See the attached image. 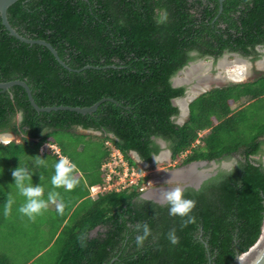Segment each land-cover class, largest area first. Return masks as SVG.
Wrapping results in <instances>:
<instances>
[{"label": "trees", "instance_id": "trees-1", "mask_svg": "<svg viewBox=\"0 0 264 264\" xmlns=\"http://www.w3.org/2000/svg\"><path fill=\"white\" fill-rule=\"evenodd\" d=\"M221 8L218 0H19L12 5L7 17L16 32L50 44L66 67L46 47L10 36L0 19V82L25 81L41 108L91 107L104 98L117 104L103 102L88 115L38 113L22 87L0 92V133L19 139L0 144V225L9 197L2 181L7 166L45 159L52 163L50 182L54 164L68 157L79 183L69 196H60L65 208L54 236L59 254L54 264H235L247 253L260 238L264 219V167L254 159L264 146V72L200 95L182 125L172 103L185 94L184 87H172V78L195 58L217 60L229 52L259 59L255 49L264 47V0H222ZM162 11L168 19L157 23ZM156 139L169 144L173 161L184 158V166L241 157L231 171H219L198 190H184L196 201V222L187 227L169 216L166 204L141 198L148 176L138 185L90 196L91 187L105 185L101 168L114 151L142 173L131 153L150 164L161 151ZM138 224H148L152 232L142 247L135 244ZM171 229L178 245L166 239Z\"/></svg>", "mask_w": 264, "mask_h": 264}, {"label": "rangeland", "instance_id": "rangeland-1", "mask_svg": "<svg viewBox=\"0 0 264 264\" xmlns=\"http://www.w3.org/2000/svg\"><path fill=\"white\" fill-rule=\"evenodd\" d=\"M261 57L258 60H260ZM220 60L221 61L224 60V57H222ZM227 60L233 61L235 60V58H233L232 56H228ZM196 62L198 63L202 62L204 64L209 63L211 64V67L213 64L211 61H208L206 59H197L194 61V63ZM214 69L218 70L217 66L212 67L210 73L214 74L213 71L216 72V70ZM227 70L233 71L234 68H228ZM181 74L176 76L175 80L183 79L184 72ZM256 77L257 75L252 73L250 74L249 77L245 78L244 80H241V83L251 81ZM19 119L20 117H17V121H19ZM55 139L60 140V135L55 137ZM88 148L91 150V148H93V144L92 143L88 144ZM52 151L56 152L55 148H53ZM42 152L43 149L40 151V153ZM164 159L168 160L166 159V157ZM256 159L258 160V158ZM35 160L36 158H34V160L29 159L25 161V163L28 167H30L31 172L33 173L31 176L32 184L34 186L41 184V186L44 187L43 198L47 199L48 192L53 190L59 192L60 196L65 194L66 196H69L71 191L68 194V192L65 191L63 188L53 189L51 182H48L49 179H48L47 170H49L50 167L49 165H51L52 163L44 167L46 169L43 171L42 168H40L41 166L33 165ZM176 162H178V160ZM0 163H2L1 159H0ZM119 163H120L119 159L117 158L115 164L118 165ZM225 163L224 165H228ZM115 164L113 165V167L115 166ZM224 165L223 167L225 169H229V165L227 167H225ZM161 166H162V162L156 164L154 167H151L149 169L144 168L145 171L143 173V176L144 177L148 176L151 179V181L155 177L156 178L161 177V175L164 174L163 171L161 172L160 170H158V168ZM16 167L18 166H15L13 163H10L7 166V170H6L7 174L4 173V176L2 177L3 183L4 184L7 183V186H9L8 196L9 194H11L15 203L12 206V210L10 214L7 216L4 215V218L1 219L4 222H2V224L0 225V257L4 260L3 264H54L55 262H58L59 259V254L57 251L58 245L56 239H54V236L57 227L61 223L62 214L57 213L56 206L55 204L52 203H49L48 208L47 210L44 211L43 215L36 217L34 221L29 220L26 216L21 215L17 211L18 207L24 202V198L19 195L14 185H12L13 178L11 172ZM207 168L210 169L209 165L206 166V169ZM115 171L117 172L118 170ZM51 176L52 175H50V177ZM76 177L79 178L82 177V175L78 174L76 175ZM136 179H137L136 176H133L129 178V181L133 180L134 182L139 184L141 179H137V180ZM151 181H148V183L143 184L141 186L143 192H146L149 189L150 185L152 184L150 183ZM127 187H129L128 183H127ZM98 191L99 190H96L95 193H97ZM82 195H83V189L80 192V196Z\"/></svg>", "mask_w": 264, "mask_h": 264}, {"label": "water", "instance_id": "water-1", "mask_svg": "<svg viewBox=\"0 0 264 264\" xmlns=\"http://www.w3.org/2000/svg\"><path fill=\"white\" fill-rule=\"evenodd\" d=\"M18 1L19 0H0V19H1V23H2L3 27L5 28V30L9 33L10 36L16 38L18 41H20L22 43L29 44V45H40V46L46 47L51 52V54L55 57V59L62 66H65L63 64V62L60 60V58L58 57L56 51L53 49V47L50 44H48L47 42L42 41V40H34V39L25 38V37L19 35L16 32V30L10 25V23L8 22L7 11L12 5H14ZM218 1L220 3V12H221L222 11V8H221L222 0H218ZM261 53H262V57H261V59H262L264 56V47H263V51ZM225 57L227 58L228 55H225ZM258 61L259 60L255 61L254 65H257ZM255 68H256V66H255ZM186 69H187V67L183 68L181 71H179L172 78V80H171L172 85H181V84L175 83V77L180 75L181 73H183ZM259 71L264 72V69L259 70ZM212 79H213V82L208 84V85H213V83H214V85H226L227 83H240L241 82V80L240 81H233V82L217 81L219 79H217V76H214V74L212 76ZM184 85H188V84H184ZM14 86L22 87L25 90L30 105L38 113H49L52 111H54V112L55 111H70V112H75V113L81 114V115H88V114L94 113L97 110V108L99 107V105L103 102L110 101V102L117 104L116 101H114L112 99L104 98L91 107L78 108V107H68V106H57V107L41 108V107L36 105V103L32 97L31 90L25 81L14 80V81H9V82H0V92H5ZM190 89H191V87H190ZM208 89H209V87L200 91L197 95H192V98L190 97L191 91H189V92H186L185 98H183V99L179 98V99L173 100V105L175 107H177L179 109V112L181 113V116H180L181 118L178 120V124H180V125L184 124V116L188 115V113H189V105L195 99H197L200 95L206 93L208 91ZM184 101L186 102L185 110H183L181 107V102H184ZM78 132L81 134H84V135L97 136V137L102 136L101 132L94 131V130H84L82 128H78ZM2 135H4V136L6 135L8 137H11V141H9L8 143H2L0 141V144H9L12 141H16V140L19 141V139L11 133H0V136H2ZM110 137L113 138L112 135H110ZM161 145L164 148L163 142H161ZM163 152L164 151H162L160 154L154 156L152 159V162L150 164L143 163L140 160V157L138 156V154L135 152H132L131 156L134 159V161L136 163H138L141 167H143L145 169H149L151 167H154L156 164L164 161L163 159L161 160V158H160L162 156ZM165 154H166V156L171 157L170 153L165 152ZM208 165H210V169H206V166H208ZM217 167H218V165L215 161H212V162H205V161L192 162L188 165H185L181 168H178L176 170L171 171V172H175V171L179 170L180 173L182 174V177L178 178L176 181L164 182V184H168V183L179 184V187H181L183 190H185L186 188H194V189L198 190L204 181H206L207 179L211 178L212 176H214L216 174V171H214V170ZM192 168H194L193 171H192ZM195 173H199V176L197 177V179L195 181L191 182L185 178V177L188 178V175H190V174L192 175ZM175 187H177V186H162V187L157 188V189H148L146 192L142 193L141 198L144 200L155 201L153 198L146 196V194L149 190L155 191V190H163V189H172ZM161 200L162 201H160V202L165 204L163 199H161ZM235 264H264V219L262 222L261 235H260V238L258 239L257 243L252 248H250L247 253L242 254V255H238L236 260H235Z\"/></svg>", "mask_w": 264, "mask_h": 264}, {"label": "clouds", "instance_id": "clouds-1", "mask_svg": "<svg viewBox=\"0 0 264 264\" xmlns=\"http://www.w3.org/2000/svg\"><path fill=\"white\" fill-rule=\"evenodd\" d=\"M167 19V12L162 11L158 16L157 23L166 22ZM53 148H55L57 152L54 154L59 155V149L51 146V151ZM35 163L37 166H47L45 159L40 158ZM53 167L54 174L51 176L50 180L53 189L63 188L65 191L70 192L77 187L79 182L73 175L76 171V165L68 157H61ZM32 174L33 173L28 166L21 167L19 165L11 172L13 178L12 185H14L19 195L24 198V202L18 207L17 211L21 215L26 216L29 220L34 221L36 217L43 215L44 211L47 210L49 203H52L55 204L57 213L62 214L65 208V203L60 198V193L54 190L49 191L47 199H44V187L41 186V184L35 186L32 184ZM98 187L101 186H94L91 188ZM91 188L89 189L90 196L94 197L91 193ZM161 196L168 207L169 216L178 217L183 227H187L196 222V217L193 213V209L196 207V201L188 199L181 187L177 186L172 189H164L161 192ZM14 203L15 201L13 197L9 194V197L3 205V213L5 216L10 214ZM135 228L136 231L140 233L135 237V244L137 247H142L144 242L152 235L151 229L148 224H138ZM166 239L173 246L179 244V237L177 236L175 229H171L167 233ZM81 246H84L83 238H81Z\"/></svg>", "mask_w": 264, "mask_h": 264}, {"label": "flooded vegetation", "instance_id": "flooded-vegetation-1", "mask_svg": "<svg viewBox=\"0 0 264 264\" xmlns=\"http://www.w3.org/2000/svg\"><path fill=\"white\" fill-rule=\"evenodd\" d=\"M262 50H263V47H261V46H259V47H257V48L255 49V51L259 54L260 57L262 56V53H261ZM236 54H237V55H236ZM225 55L232 56L233 58H235V60H236V58H237L238 56H239L238 58H243V59H247V60H249L248 62H249V63L251 64V66L253 67L252 70H251V72H250V74H252V73H253V74H256L255 72H260V71L258 70L257 67H256L257 69L255 68L256 65H254L255 62L252 61V57H243V56H241V55L238 54V53H229V52H225V53H224L219 59H217V60H215V59H213V58H211V57H204V58H198V57H197V58H195L194 60L190 61V62L187 64V66H185V67L188 68V67H191V65L193 64V66H192L191 68H188L186 71H189V70H191V69H196V63H198V62L194 63V61L197 60V59H206V60H208V61H211V62L213 63V64H212V67H216V66H218V64H219L220 59H221L222 57H225ZM191 56L196 57L197 54H196V53H192ZM236 56H237V57H236ZM260 57H259V58H260ZM224 59H225V58H224ZM226 59H227V58H226ZM235 60H233V61H235ZM200 61H201V60H200ZM259 61H260V60H259ZM210 65H211V64H210ZM185 67H184V68H185ZM212 67H211V68H212ZM211 68H210V70H209V73H210V71H211ZM254 68H255V69H254ZM217 69H218V70L214 69V70H216V72L213 71L214 76H216V75H218L219 73L222 72L218 67H217ZM186 71H185V72H186ZM185 72H184V75H185ZM210 76L212 77L213 74L210 73ZM184 78H186V76H184ZM197 79H198L197 77H196V78H191V80L188 81V82L196 83ZM228 84H238V83H227L226 85H214V83H213V85H209V89H208V91H210V90H212V89H217V88H221V87L227 86ZM196 86H197V85H196ZM199 86H200V85H198L197 87H195V89H196V90H198V89H200V90L204 89L203 86H201V87H203V88H198ZM216 86H217V87H216ZM172 87H174V88L184 87V88H185V94H184L183 97H181V99H183V98L186 97V92L191 91L190 87H192V85H191V84H190V85H172ZM197 88H198V89H197ZM208 91H207V92H208ZM177 99H179V98H177ZM172 103H173V102H172ZM189 106H190V105H189ZM180 116H181V113L179 112L178 120L181 118ZM188 116H189V113H188V115H185V116H184V121L187 120ZM156 142H157V144H159V146H160V148H161L160 153H161L162 151H164L163 154H162V156L160 157L161 160L163 159L164 161L162 162V166L158 168V170H160L161 172L163 171L164 174L161 175V177H158V178L155 177V178H153L152 181H151V179H150V181H151L150 183H152V184L150 185L149 189H157V188H160V187H162V186H179V184H172V183L164 184V182H170V181H173V180L175 181V180H177L178 178L182 177V174H181V173L176 174V175H170V174H171V171L176 170V169L181 168V167L184 166V165L181 164L184 158H182V159L179 160L178 162H174V161L172 160V152L170 151L169 144L166 143L165 141L161 140V139H156ZM161 142L164 143V148L162 147ZM165 152L170 153V154H171V157L166 156ZM160 153H159V154H160ZM165 157H166V159H168V160H165V159H164ZM256 158H258V160L262 163V166L264 167V146L262 147L261 154H259L257 157L254 158L256 161H258ZM240 159H241L240 155H235L233 158H231V159H229V160H224V161L216 162L217 165H218V167H217L214 171H216V174H217L219 171H231V170L236 166L238 160H240ZM225 162H227V163H225ZM224 163L229 165V169H225V168L223 167ZM228 165H224V166L227 167ZM209 167H210V165H209ZM207 169H208V168H207ZM154 170H155V169H154ZM169 172H170V174H169ZM179 172H180V171H179ZM212 172H213V171H212ZM216 174H215V175H216ZM164 175H165V176H164ZM162 177H163V178H162ZM185 178L188 179L189 181L193 182V181H195V179H196V175H195V174H192V175L190 174V175H188V178H187V177H185ZM161 179H162V180H161ZM163 190H164V189H163ZM161 192H162V190H155V191H151V190H149V191L147 192L146 196L153 198V199L155 200V201H153V202H155V203H157V204H159V205H165L166 203L164 204V203H161V202H160V201H162V200H161V199H162Z\"/></svg>", "mask_w": 264, "mask_h": 264}, {"label": "bare ground", "instance_id": "bare-ground-1", "mask_svg": "<svg viewBox=\"0 0 264 264\" xmlns=\"http://www.w3.org/2000/svg\"><path fill=\"white\" fill-rule=\"evenodd\" d=\"M237 57V56H236ZM225 59L224 60H220L219 64H218V68L222 71L221 73H219L217 76V81H240V80H244L245 78L249 77L250 76V72L252 70V67H251V64L246 61V59H243L242 58H236L235 61H228L226 59V57H224ZM193 66V64L191 65ZM256 67L259 69V70H262L264 69V57L258 61ZM189 68V67H188ZM187 68V69H188ZM211 68V65L208 63V64H204L202 62L196 64V69H191L189 71H184L185 72V75L186 78H183V79H176L175 80V83L177 84H181V85H184V84H188V85H192L191 87V93H190V97L192 98V95H197L200 91L204 90L205 88L209 87L208 84L212 83L213 82V79L212 77L210 76V73H209V70ZM228 68H234V70L232 71H229L227 70ZM182 75V74H181ZM198 78L196 83H192V82H188L191 80V78ZM198 85H200L198 88H203L202 90L198 89L196 90L195 87H197ZM203 86V87H201ZM181 107L183 110H185L186 108V102H181ZM0 140L2 143H8L9 141H11V137H8V136H0ZM194 170V168H192V171ZM179 170L178 171H175V172H171L170 175H176V174H179ZM196 175V179L197 177L199 176V173H195ZM195 179V180H196ZM174 181V180H173ZM176 181V180H175Z\"/></svg>", "mask_w": 264, "mask_h": 264}, {"label": "built area", "instance_id": "built-area-1", "mask_svg": "<svg viewBox=\"0 0 264 264\" xmlns=\"http://www.w3.org/2000/svg\"><path fill=\"white\" fill-rule=\"evenodd\" d=\"M119 159V164L116 165V160ZM112 161L104 164L101 168V172L106 175L105 185L98 188H91V193L93 196L102 194L103 192L110 191L111 189H124L128 186L138 185L133 180L129 181L130 177L136 176L137 179L144 178L143 172L139 173L134 167L130 166L129 163L125 160L124 156L118 152L114 151L112 153ZM115 166L113 167V165ZM115 170H118L117 173ZM113 176H117V181L112 183ZM136 179V180H137ZM127 181V182H126ZM130 184V185H129ZM96 190H99L97 193Z\"/></svg>", "mask_w": 264, "mask_h": 264}, {"label": "crops", "instance_id": "crops-1", "mask_svg": "<svg viewBox=\"0 0 264 264\" xmlns=\"http://www.w3.org/2000/svg\"><path fill=\"white\" fill-rule=\"evenodd\" d=\"M243 60V59H242ZM247 61V60H246ZM249 61V60H248ZM252 67V66H251ZM253 68V67H252ZM55 147V146H54ZM54 153H57V152H52V154H54Z\"/></svg>", "mask_w": 264, "mask_h": 264}]
</instances>
